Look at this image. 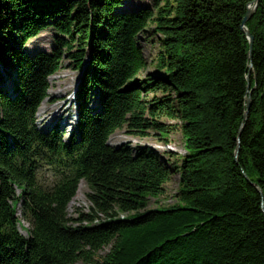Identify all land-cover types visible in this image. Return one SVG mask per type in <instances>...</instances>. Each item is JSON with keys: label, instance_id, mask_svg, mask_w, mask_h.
I'll return each mask as SVG.
<instances>
[{"label": "trees", "instance_id": "obj_1", "mask_svg": "<svg viewBox=\"0 0 264 264\" xmlns=\"http://www.w3.org/2000/svg\"><path fill=\"white\" fill-rule=\"evenodd\" d=\"M123 1L0 0V264H264V0L246 22L252 49L242 23L254 0ZM149 23L166 71L151 83L136 79ZM47 27L50 50H23ZM64 55L83 69L67 140L35 124ZM9 64L12 92L1 84ZM163 117L180 122V162L110 143L125 127L167 139ZM172 172L177 203L141 213ZM81 180L91 207L70 218Z\"/></svg>", "mask_w": 264, "mask_h": 264}, {"label": "rangeland", "instance_id": "obj_2", "mask_svg": "<svg viewBox=\"0 0 264 264\" xmlns=\"http://www.w3.org/2000/svg\"><path fill=\"white\" fill-rule=\"evenodd\" d=\"M124 7H137L144 4H149L148 0H124ZM252 6V5H249ZM153 23H149L145 31L140 32L139 44L142 49L144 57V66L137 75L136 79L146 80L151 83V80H161L166 75V71L157 66V54L161 50L160 40L154 31ZM54 29L47 27L37 36L28 40L24 49L27 53H34L36 50H50L53 46ZM90 61H87L89 64ZM4 82L2 86L9 92H12L13 81L17 77V69L15 65H1ZM83 69L74 68V64L70 59L64 55L61 59V65L57 72L50 75L48 78L49 90L48 96L39 104L35 114V124L42 132L56 131L62 139L67 140L70 135L77 130L80 119V101L77 92L80 87ZM89 99L86 102L88 108L95 109L99 105V90L95 88L90 89ZM161 95V91L155 92ZM155 93H150L152 97ZM58 106H61V111H58ZM46 110V111H45ZM60 113V114H59ZM64 113L68 116L64 118ZM60 116H63L62 118ZM52 117V118H51ZM72 118L71 123L65 124L67 119ZM163 120L170 124L171 130L166 138L157 136L154 131H151L147 136H139L128 131V128L117 130L112 134L110 143L116 146L127 144L130 146H148L159 151L165 160L171 163L180 162L182 155L185 154L184 137L180 128V122L176 119ZM173 128V129H172ZM170 163V164H171ZM172 165V164H171ZM180 185V174L172 172L169 182L165 185L163 193L158 197H151L148 205L141 210L144 213L148 210L157 209L159 207H168L177 203L176 194ZM89 186L85 180L79 183L78 191L71 202L68 204L67 213L70 218H77L81 212H86L90 209L91 203L87 198ZM21 217V209L18 213ZM134 212L126 213L121 217H129ZM24 227H29L27 221H23ZM20 226V231L26 234V230ZM109 250L105 247L100 251V256L104 255ZM78 264H82L79 262Z\"/></svg>", "mask_w": 264, "mask_h": 264}, {"label": "water", "instance_id": "obj_3", "mask_svg": "<svg viewBox=\"0 0 264 264\" xmlns=\"http://www.w3.org/2000/svg\"><path fill=\"white\" fill-rule=\"evenodd\" d=\"M258 1H259V0H254L253 5H252V6H249V10H248L246 16L244 17V19H243V23H242V27H243L244 30L246 31L247 36H248V38H249V40H250V47H251V49H252L253 39H254V38H253V36L251 35L250 31L246 28V22H247V21L251 18V16L254 14V11H255V9H256V5H257ZM249 87H250V84H248V88H249ZM250 104H251V91L249 92V96H248V98H247V105H248V107L250 106ZM247 114H248V110H247L246 116H247Z\"/></svg>", "mask_w": 264, "mask_h": 264}, {"label": "bare ground", "instance_id": "obj_4", "mask_svg": "<svg viewBox=\"0 0 264 264\" xmlns=\"http://www.w3.org/2000/svg\"><path fill=\"white\" fill-rule=\"evenodd\" d=\"M58 108V111L57 112H60L61 111V106H58L57 107ZM46 111V110H45ZM60 114V113H59ZM64 118L66 119L68 116L64 113ZM63 116H60L61 118L63 117ZM52 118V117H51ZM71 120H72V118H70V121H69V118L67 119V122L65 123L66 125L67 124H69V123H71Z\"/></svg>", "mask_w": 264, "mask_h": 264}]
</instances>
